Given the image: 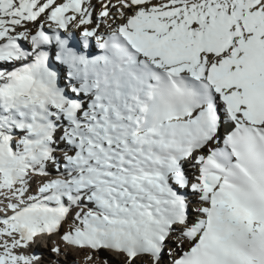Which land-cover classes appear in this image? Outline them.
Here are the masks:
<instances>
[{
  "label": "snow or ice",
  "instance_id": "6c2138e0",
  "mask_svg": "<svg viewBox=\"0 0 264 264\" xmlns=\"http://www.w3.org/2000/svg\"><path fill=\"white\" fill-rule=\"evenodd\" d=\"M0 264H264V0H0Z\"/></svg>",
  "mask_w": 264,
  "mask_h": 264
},
{
  "label": "bare ground",
  "instance_id": "6f19581e",
  "mask_svg": "<svg viewBox=\"0 0 264 264\" xmlns=\"http://www.w3.org/2000/svg\"><path fill=\"white\" fill-rule=\"evenodd\" d=\"M61 75H62V78L60 80V84H61V86H64V84L66 83V80L63 78V73ZM44 251L46 252V247H45Z\"/></svg>",
  "mask_w": 264,
  "mask_h": 264
}]
</instances>
